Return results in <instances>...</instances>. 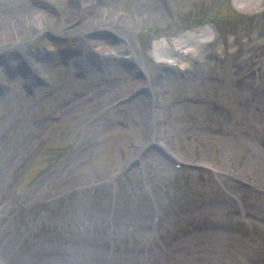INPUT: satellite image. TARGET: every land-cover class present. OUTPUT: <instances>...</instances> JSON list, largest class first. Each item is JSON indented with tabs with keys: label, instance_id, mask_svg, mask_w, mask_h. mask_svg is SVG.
<instances>
[{
	"label": "rangeland",
	"instance_id": "obj_1",
	"mask_svg": "<svg viewBox=\"0 0 264 264\" xmlns=\"http://www.w3.org/2000/svg\"><path fill=\"white\" fill-rule=\"evenodd\" d=\"M63 1L0 0L1 15L33 5L44 25L0 32V169L5 158L16 164L0 170V259L264 264V0H106L89 23L63 16ZM105 21L121 39L100 29ZM178 41L183 55L158 53ZM34 67L31 93L24 80ZM120 73L145 83L106 105L76 93L109 95Z\"/></svg>",
	"mask_w": 264,
	"mask_h": 264
},
{
	"label": "bare ground",
	"instance_id": "obj_2",
	"mask_svg": "<svg viewBox=\"0 0 264 264\" xmlns=\"http://www.w3.org/2000/svg\"><path fill=\"white\" fill-rule=\"evenodd\" d=\"M101 1H106V0H97V3L94 2V0H64V4L60 10L61 14L64 15H69V17H77L80 14H82V18H84L83 22H93L94 20V15L91 14L93 11H96L97 8H99L98 4ZM43 3V2H42ZM40 3V4H42ZM250 4L246 3L244 4V6L242 5V7L240 6V9L244 10L249 8ZM40 10L36 9L33 5H29L27 7H22L21 9H17L15 10L12 14L10 13V15H1L0 14V32H5L4 34H8L12 31V26L13 25H17V24H21V23H28L29 27L30 25H32L34 30H39V33H42L43 31V26L38 23V21L42 20V14L40 16H38V12ZM124 21V17H122V20ZM9 26L10 28H6V26ZM100 26H103V24H100ZM16 27V26H15ZM32 29V28H31ZM9 30V31H8ZM183 43V42H182ZM181 41H178V44L181 45L182 44ZM106 46V47H105ZM103 50H108L109 48H107V45H103ZM161 49V53L166 54L167 52H171L169 47L163 46V44H161L159 46V50ZM181 51L180 47L177 49H174V52H178ZM120 56V55H119ZM173 62V61H171ZM186 64L179 65L180 68H183ZM35 71H32V75H31V80L35 79ZM174 75L171 73H166V79L168 81H171V79H173ZM157 75L155 74V76H153V78H156ZM118 78H122L123 77H118ZM28 85L32 84V81L30 82L29 80H27ZM138 82L132 81V80H123L118 82V85H116V87L112 90V92L109 94V96H105V97H92L91 95H87V99H93L95 101V104H100L102 103H107L110 100H112L113 98L118 97L119 95H121L124 91H127L129 89L130 86H137ZM85 99V98H83ZM119 105H117L118 107ZM111 123V122H108ZM142 133L145 131H151L152 133H156L154 132L152 129L149 128H144V127H140ZM27 144V143H26ZM25 144V145H26ZM3 167L0 169H4V168H8L10 170H14L16 169V164L15 162L12 160L10 161V159L5 158L3 160ZM3 175H0V179L3 178ZM39 184V182H38ZM1 190V189H0ZM19 262V260H18Z\"/></svg>",
	"mask_w": 264,
	"mask_h": 264
}]
</instances>
